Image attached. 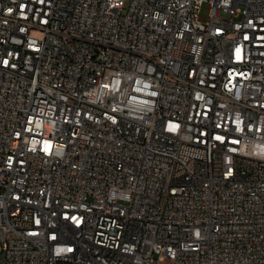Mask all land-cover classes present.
I'll return each mask as SVG.
<instances>
[{
  "label": "built area",
  "instance_id": "obj_1",
  "mask_svg": "<svg viewBox=\"0 0 264 264\" xmlns=\"http://www.w3.org/2000/svg\"><path fill=\"white\" fill-rule=\"evenodd\" d=\"M5 264H264V0H0Z\"/></svg>",
  "mask_w": 264,
  "mask_h": 264
},
{
  "label": "rangeland",
  "instance_id": "obj_2",
  "mask_svg": "<svg viewBox=\"0 0 264 264\" xmlns=\"http://www.w3.org/2000/svg\"><path fill=\"white\" fill-rule=\"evenodd\" d=\"M0 264H5V259L2 255H0Z\"/></svg>",
  "mask_w": 264,
  "mask_h": 264
}]
</instances>
